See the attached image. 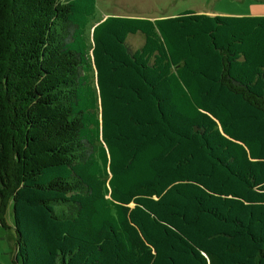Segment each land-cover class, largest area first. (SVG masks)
<instances>
[{"label":"trees","instance_id":"trees-1","mask_svg":"<svg viewBox=\"0 0 264 264\" xmlns=\"http://www.w3.org/2000/svg\"><path fill=\"white\" fill-rule=\"evenodd\" d=\"M95 11L0 0L17 263L264 264V15Z\"/></svg>","mask_w":264,"mask_h":264},{"label":"rangeland","instance_id":"rangeland-1","mask_svg":"<svg viewBox=\"0 0 264 264\" xmlns=\"http://www.w3.org/2000/svg\"><path fill=\"white\" fill-rule=\"evenodd\" d=\"M187 9L208 14L264 15V0H96V11L86 28V37L91 42L94 25L109 15L157 18L177 15ZM144 41L142 32L127 38L133 50L140 48ZM6 219L8 228L0 224V264H18L12 203Z\"/></svg>","mask_w":264,"mask_h":264}]
</instances>
